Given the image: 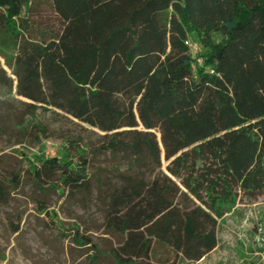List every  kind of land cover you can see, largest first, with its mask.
Wrapping results in <instances>:
<instances>
[{
	"label": "trees",
	"instance_id": "1",
	"mask_svg": "<svg viewBox=\"0 0 264 264\" xmlns=\"http://www.w3.org/2000/svg\"><path fill=\"white\" fill-rule=\"evenodd\" d=\"M0 55L15 78L0 66V87L102 132L125 162L114 183L90 176L79 138L32 171L63 196L96 185L115 264L156 248L199 262L219 219L264 194V0H0Z\"/></svg>",
	"mask_w": 264,
	"mask_h": 264
},
{
	"label": "rangeland",
	"instance_id": "2",
	"mask_svg": "<svg viewBox=\"0 0 264 264\" xmlns=\"http://www.w3.org/2000/svg\"><path fill=\"white\" fill-rule=\"evenodd\" d=\"M0 66L15 79L1 55ZM33 106L18 96L16 81L12 87H0V186L5 187L0 200V264H115L110 252L119 239L108 231V210L96 185L85 196H63L57 177L51 187L39 188L32 171L50 156L63 158L71 141L79 138L81 147L87 144L94 151L88 154L90 176L114 183L116 170H126L125 162L110 159L101 149L102 132L62 111ZM70 152L77 162L76 151ZM167 166L163 159L165 173ZM218 222V245L199 262L159 248L151 262L264 264V194L238 200Z\"/></svg>",
	"mask_w": 264,
	"mask_h": 264
},
{
	"label": "built area",
	"instance_id": "3",
	"mask_svg": "<svg viewBox=\"0 0 264 264\" xmlns=\"http://www.w3.org/2000/svg\"><path fill=\"white\" fill-rule=\"evenodd\" d=\"M186 45L189 47L192 54L197 55L200 52L199 44H197L195 42H190V40H189L186 42ZM199 62H201V61H199Z\"/></svg>",
	"mask_w": 264,
	"mask_h": 264
}]
</instances>
